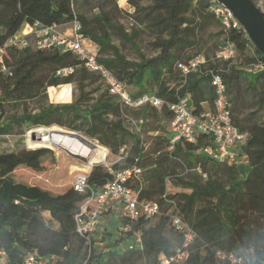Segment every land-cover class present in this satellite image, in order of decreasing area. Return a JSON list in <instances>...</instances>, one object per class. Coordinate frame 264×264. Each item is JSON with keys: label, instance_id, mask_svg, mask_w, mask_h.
I'll list each match as a JSON object with an SVG mask.
<instances>
[{"label": "trees", "instance_id": "1", "mask_svg": "<svg viewBox=\"0 0 264 264\" xmlns=\"http://www.w3.org/2000/svg\"><path fill=\"white\" fill-rule=\"evenodd\" d=\"M108 1L118 5V0H103ZM127 1L134 10L129 16L153 37L150 45L154 53L149 56L140 52L137 59L124 56L112 43L109 29L117 30L123 40L129 41L132 37L112 25L110 11L87 15L78 0H0V48L24 24H64L77 19L85 38L97 46L98 62L124 83L132 96L154 93L165 104L161 108L121 105L108 93L100 76L82 67L70 52L5 48L6 72L0 69V119L5 100L17 105L44 94L47 88L59 90L61 86H56L71 83L77 73L82 92L70 103L50 104L34 114L12 116L0 122V134H11L24 123L56 124L82 131L118 158L109 167L93 166L88 173V184L99 189L112 180L114 171L138 169L130 175L127 185L139 198L157 201L160 213L133 222L124 219L130 229L114 242L138 233L141 247L133 245L121 252L114 249L97 252L92 248V237L87 243L76 231L75 215L80 207L85 203L88 210L94 207L88 193H78L72 184L62 190L49 189L17 174L20 169L43 172L45 164L54 161L53 151L45 147L0 151V248L7 254V264H19L33 249L42 257L55 255L50 264H147L156 261L160 253H172L180 244L181 238L176 232L177 245L163 234L173 214H179L196 233L189 255L181 264L209 261L227 264L216 255L217 251L241 254L245 264H264L259 249H250L246 244L241 248L236 242L240 224L250 223L251 214L264 217V116L260 115L264 111L263 55L241 27L224 31L220 25L219 30L211 29L218 21L211 9L214 0ZM141 1L149 4L140 7ZM252 1L264 16V0ZM209 42L218 50L229 44L234 58L223 61L214 58L216 53L213 56L209 52L188 54L194 47L204 50ZM199 53L205 56L206 62L197 71L181 74L177 64L186 63ZM256 63H261L262 69L253 70ZM64 67H72L73 72L58 75L57 71ZM211 73L221 74L232 123L237 130L247 133V141L239 150L247 162L245 170L235 162L217 161L204 154L201 148L210 144L206 135L198 136L195 143L179 141L170 151L165 149L168 140L160 137L146 147L143 133L156 129L163 117L171 120L169 104L188 96L189 109L194 115L214 111ZM93 74L103 86H94L97 80ZM88 85L92 88L84 91ZM132 121L135 125L130 128ZM44 211L49 212L57 228L44 219ZM156 216L158 223L146 227ZM194 245L201 246L203 257L192 250Z\"/></svg>", "mask_w": 264, "mask_h": 264}, {"label": "built area", "instance_id": "2", "mask_svg": "<svg viewBox=\"0 0 264 264\" xmlns=\"http://www.w3.org/2000/svg\"><path fill=\"white\" fill-rule=\"evenodd\" d=\"M211 9L224 31L230 28L241 27L239 21L229 10L218 1L214 0ZM25 31L17 36L9 37L4 46L0 48V69L6 72L4 65L5 48L22 49L33 46L34 48L56 49L61 52H70L77 57L80 65L90 72H94L103 80L108 93L114 96L118 102L128 108H138L149 105L161 108L165 100L154 93H145L132 96L124 83L119 81L113 73L103 64L99 63L96 54L90 51L84 44L85 36L82 25L77 19L64 24L43 25L39 22L25 24ZM242 28V27H241ZM234 50L229 44H224L215 54V59L230 61L234 58ZM206 62L202 53L196 54L186 63H178L181 74L194 72ZM253 70L262 69L261 63L252 66ZM73 72L72 67H64L57 71L60 76H66ZM211 84L214 90V111L202 112L194 115L189 109L188 100L184 97L169 104L172 118L169 123L172 137L171 146L179 141L195 143L198 136L206 135L210 138V144L201 148L207 156L217 161L236 162L239 160V150L247 141V133L237 130L231 119L230 102L226 92V86L219 73H211ZM1 96V91H0ZM34 138L38 139L39 137ZM118 159V158H117ZM78 170L74 173L72 187L80 194H89L94 207L87 209V203L80 207L75 215L76 231L84 236L87 243L104 211L111 203L119 201L122 206V214L129 222L139 218L148 219L160 213L157 201L147 198H139L138 193L127 185L128 178L138 169L124 168L113 172V178L99 189H93L87 181L88 171ZM169 225L174 232L180 235V244L168 255L161 254L155 264H181L189 255L190 246L196 238L195 231L182 219L179 214L170 216ZM128 224L123 225L121 232L129 231ZM136 247H141L140 237L136 236ZM133 245H130L132 247ZM216 255L225 260L227 264H245L243 255L229 251H217ZM56 258L55 255L42 257L36 249L27 252L19 264H50ZM0 264H7V254L0 248Z\"/></svg>", "mask_w": 264, "mask_h": 264}, {"label": "rangeland", "instance_id": "3", "mask_svg": "<svg viewBox=\"0 0 264 264\" xmlns=\"http://www.w3.org/2000/svg\"><path fill=\"white\" fill-rule=\"evenodd\" d=\"M79 4L81 5L80 8L82 11H84L87 15H91L92 13H98L99 11H110V21L112 25L117 26L121 28L128 37H132L129 41L123 40L117 30L115 29H109V32L111 34V41L112 43L119 48L121 53L126 56L128 59H137V52H140L146 56H149L154 53V50L152 46L150 45V42L153 40V37L149 33L147 29L141 26H137L135 24V18H131L129 15L133 13V6H131L127 0H118L117 2L114 1H108L106 3L103 2V0H78ZM123 3V4H122ZM149 3L147 1H141L139 3L141 6H146ZM76 10L79 9V7H76ZM116 7V9L114 8ZM220 23L217 21V23L211 25L212 30H219ZM26 29V25H22L19 31L16 33L17 36L21 35ZM136 33V35H135ZM134 35V36H133ZM85 45H89L90 42L87 38L84 40ZM87 47V46H86ZM31 49L34 50V47L31 46ZM217 48L214 46L212 42H209L208 45L204 47V50L198 51L195 47L190 49L188 54L194 55L197 52L205 53L209 52V55L213 56L217 52ZM96 53V52H94ZM97 82L95 85H101L103 86L102 82L98 78L96 74H93ZM79 74H76L75 80L71 83L67 84H60L56 86L57 88L60 87L59 90H54V88H47L45 93L26 100L24 102H18L17 105L13 104L12 101L5 100L3 104V114L0 119L1 123H4L6 120L11 118L12 116H21L26 115L27 113L34 114L38 112L41 108L46 107L50 104H66L72 102L74 99L78 98L81 95V88L79 87L78 78ZM92 87L91 85H88L85 87L84 91L90 90ZM260 115L264 116V111L260 112ZM53 126H58L56 124H52L49 126H34V125H28L26 123L22 124L20 128H16V130L11 134H0V151L2 152H18L22 149L26 150H32L37 149L41 147L49 148L53 151L54 155V161L53 162H47L45 165V170L40 173H32L28 172L27 170H17L18 175H23L27 181L31 183H37L44 187H47L49 189L54 190H62L67 185L72 184L73 175L75 172L78 171V169L83 168V166L86 164V159H81L77 155H73L69 153L68 151L53 146V148L48 146H38V147H32L27 143L28 137H30L32 140H34V133L36 129L39 127H46L51 128ZM60 130L65 131H72L77 132L86 138L90 139L92 142L101 145L96 139H92L91 137L85 135L82 131H76L71 130L67 127L58 126ZM144 138L147 140V145H152L154 143L153 140H150L148 138V135L143 133ZM35 137H39L38 134L35 135ZM103 146V145H102ZM105 147V146H104ZM106 148V147H105ZM107 149V148H106ZM118 161L117 158L109 154V150L107 149L105 152V157L101 163V165L105 167H109L112 163ZM237 165L241 166L243 170L246 169V160L244 157H239V160H236L235 162ZM93 167V166H92ZM91 167V169H92ZM90 169V170H91ZM90 170L88 172H90ZM119 215V213H118ZM251 222L242 225L240 224L239 230L240 234L236 238V242L241 248H243V245L245 247L247 245H250V249L252 247L257 248L260 250L261 255L260 257L264 261V217L256 218L255 216L250 215ZM102 218V217H101ZM44 219L48 222L49 225L54 226V223L48 219V216L45 215ZM101 221V219H100ZM94 232H96L94 230ZM93 232V233H94ZM112 232L108 230L107 228H104L102 231V238L100 236L93 237L92 241V248L95 251H99V248H96V243H99L100 241H104L105 237L104 235L109 237V234ZM165 233L169 236L173 237V244L177 245L179 243V236L175 234V232L172 230V228L169 226L166 227ZM193 251L200 252L201 256H204V250L199 245H194L192 247ZM158 258V257H157ZM157 262L155 260H152L150 262H147V264H155ZM207 264H211V262H207Z\"/></svg>", "mask_w": 264, "mask_h": 264}, {"label": "crops", "instance_id": "4", "mask_svg": "<svg viewBox=\"0 0 264 264\" xmlns=\"http://www.w3.org/2000/svg\"><path fill=\"white\" fill-rule=\"evenodd\" d=\"M89 42H90V44L85 45V46H87V48L90 51L96 52L97 46L94 43H92L90 40H89ZM185 98L188 100V103H190L189 97L187 96ZM116 101H118V100L116 99ZM169 123H170V120L163 117L159 120L158 127L156 129L146 131V134L148 135V138L150 140L155 141L157 137H160L161 139L168 140L167 147L165 148L168 151H170L173 148V146H171V143H170V139L172 137V132L170 131ZM133 125H135L134 121H132V126H130V128H133ZM100 146L104 147L102 145H100ZM158 153H159V151L156 152V154H158ZM114 157L117 158L116 156H114ZM118 213H119V215H118ZM42 215H43V217L45 215H47L48 219L54 223L53 227L57 228L58 224L50 218V214L48 211L42 212ZM124 219L125 218L122 214V206H121L119 201L111 203V205L104 211L102 218H101V221L99 222L98 226L95 229L96 232H94L92 234V239H93V237L95 239V237H97V236H100V238H102L101 235H102V231L104 228H107L112 233L109 234V237L104 235L105 240L100 241L99 243H96V248L97 249L99 248L98 252L105 253L109 249H114V250H117L118 252H121V251L129 248L130 245L135 246V244H136V237L135 236L138 233H135L134 235L127 237L125 239H122V240L118 241L117 243L114 242L115 239H119V238H122V236H125V234H123L121 232V228L123 227V225H125ZM158 221H159V217L156 216L149 221V223L147 224L146 227H148V226L153 227L158 223ZM165 229L166 228H164V230H163L164 231L163 234L166 237H168L170 239V241L173 243L174 242L173 237L167 235L165 233ZM161 254L162 253H160L159 255H161Z\"/></svg>", "mask_w": 264, "mask_h": 264}, {"label": "water", "instance_id": "5", "mask_svg": "<svg viewBox=\"0 0 264 264\" xmlns=\"http://www.w3.org/2000/svg\"><path fill=\"white\" fill-rule=\"evenodd\" d=\"M225 6L229 12L239 21L242 29L264 57V16L252 0H216ZM61 133L76 136L88 143L91 147L97 146L85 136L72 131H60ZM71 153V152H70ZM73 154V153H71ZM76 155V154H73ZM78 156V155H77ZM81 159L84 157L79 156ZM100 162L93 166L100 165Z\"/></svg>", "mask_w": 264, "mask_h": 264}, {"label": "bare ground", "instance_id": "6", "mask_svg": "<svg viewBox=\"0 0 264 264\" xmlns=\"http://www.w3.org/2000/svg\"><path fill=\"white\" fill-rule=\"evenodd\" d=\"M58 126L51 128L39 127L33 132L38 134L39 138L32 140L30 137L27 139V143L32 147L53 146L62 148L69 153L82 156L86 159V164L83 168L78 170L86 171L93 166L94 163L102 162L105 157L106 149L97 144L95 147H91L88 143L77 138L76 136L61 133Z\"/></svg>", "mask_w": 264, "mask_h": 264}]
</instances>
